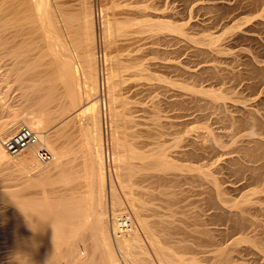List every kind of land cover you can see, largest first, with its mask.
<instances>
[{
  "label": "bare ground",
  "instance_id": "obj_1",
  "mask_svg": "<svg viewBox=\"0 0 264 264\" xmlns=\"http://www.w3.org/2000/svg\"><path fill=\"white\" fill-rule=\"evenodd\" d=\"M175 1L179 0H101V7L95 10L94 0H0V76H5L3 80L16 76L29 107L22 105V109L13 110L11 117L0 123V166L10 171L8 179L17 175L27 186L69 185L73 183V162L79 153L84 162L79 177L76 174L78 179L74 178L89 184L86 195L80 197L68 189L58 190L60 195L56 197L45 195L44 187L39 197L25 196V191L19 189H0V264H156L152 254L158 264H246L252 258L264 264V184L244 190L239 199L228 198L230 192L241 190L238 181L225 185L217 177L222 170H239L240 174L248 173L250 180L263 181L264 120L259 116L263 114L258 107L245 105L248 100L239 98L233 90L201 86L204 76L222 78L223 70L213 61L225 48L216 44L218 37L214 35L197 37L195 27L199 30V21L196 24L189 20L191 17L180 18V12L174 11ZM258 2L259 6L263 0ZM206 4L222 8L233 5L231 0H208L199 7H207ZM252 4L256 7L255 2ZM261 15L263 22L257 21L264 25V14ZM252 28L246 32H253ZM233 33L237 37L244 35L242 30ZM256 36L252 33V40L258 43ZM100 39L107 48L101 61L106 66L105 76H100ZM176 43L181 44L172 48ZM188 47L194 50L192 55H188ZM255 56L241 63L245 72L234 67L227 74L242 78L247 73L258 74L263 78L256 81L262 96L264 58ZM170 73L196 83H183L168 95L170 86L175 85L166 77ZM105 87L107 103L102 97ZM160 93L165 97H159ZM235 99L241 104L228 103ZM171 106L182 112L167 114ZM204 107L222 111L225 121L233 123L231 126L238 131L217 132L211 125L196 134L188 130L178 140L183 142L182 150L176 152L179 157L200 159L211 151L214 157H227L214 158L217 166L211 162L209 167L206 163L186 167L175 162L163 136L171 126L187 125L191 110ZM0 109L12 111L6 98L0 99ZM206 110L203 111L207 113ZM245 124L248 129L251 124L258 129L248 132ZM20 127L34 131L37 142L22 154L11 155L4 141ZM68 130L71 134L78 132V150L73 141L69 147L62 142ZM227 136L235 138L238 146L234 152L238 156L220 149L226 147L222 138ZM111 147L114 152L110 153ZM42 149L51 155L46 162L39 160ZM220 159H225V163H218ZM210 165L216 168L207 170ZM33 170L35 174L30 175ZM184 170H197L199 179L211 185L207 187L206 211H202L207 214L191 215V225L188 217L187 222L176 218L180 211L175 207L173 210L171 199L177 194L165 182L177 186L185 177H180L179 172ZM112 172L125 192V201L117 192ZM55 174L57 177L53 178ZM138 174L142 194L135 191L139 188ZM162 183V201L168 200L162 206H171L160 205L169 212L164 210L165 214L157 212L152 201L153 188ZM217 215H223L222 220L226 218L229 224L216 227ZM190 226L191 231L187 230ZM253 250L261 255L257 257ZM252 253L255 257L251 258Z\"/></svg>",
  "mask_w": 264,
  "mask_h": 264
},
{
  "label": "rangeland",
  "instance_id": "obj_2",
  "mask_svg": "<svg viewBox=\"0 0 264 264\" xmlns=\"http://www.w3.org/2000/svg\"><path fill=\"white\" fill-rule=\"evenodd\" d=\"M186 1L187 0H179V1H175V3H174V11H179L180 12L179 17L180 18H185L186 17L187 19H189L191 17V19H189V20H192V22L196 23V24L199 21L198 23H199V25H201V26L197 25V26H199V30H198L197 27H195V30L198 31L197 37H203L205 35L206 36L214 35V36L218 37V42L216 44L219 45V47H221V48H225V49H223V51L227 52V50H228V53H226V54H224L225 52H222L223 53L222 55L220 53V54H216V56L214 55L215 57L213 56L214 58H216L215 61H213V63L215 62V65L218 66L217 68H220V70H223L221 72L219 71L220 73H223L222 74V78L218 79V78H216V77H214L212 75H210V77L212 76L210 78L209 75H207L208 78L205 79L206 76H204L205 81L203 79V81L201 82V86L203 84V86H205V88L214 89V90H217V91L225 90V91L231 92L233 90L236 96H238L239 98L241 97V99H245L246 101L248 100L247 101L248 104L246 103L245 105H247V106L251 105V107H253V106L258 107L259 109L258 108L257 109L259 110V112L261 111L260 113L264 115V107H263L264 105L261 104V103H264V101L262 100V99H264V95H262L263 98H262L261 95H259L261 89L257 85L260 82V80L263 79V78H261V76H259L260 78L257 77L258 74L257 75H250L249 73H247V75L243 76V78H242V76H239V77L236 76V77H238V79L240 78L238 80L233 75L230 76V75L227 74L228 70L230 71V69L234 68V67H235V70L240 69L238 71L242 72L243 71L242 68H245V67H244V65L242 67L241 63L243 61H245L247 58H250V56L254 57L255 54H253V53H256L257 57L262 55L261 57H258V58H264L263 57L264 56V51H263L264 47H262V46H264V43H263L264 42V27H263L264 25L260 24L261 21L263 22V17H262L261 14L262 13L264 14V0L259 6L256 5V3H259L258 0H256V1L255 0L254 1L253 0H251V1L250 0H231V3H233V5H231V8H230V6L228 8L226 6H223V8H222V6L213 7V6H207V4H206L207 7L200 8L199 7L200 4H203V2L205 3L208 0H188L187 2ZM239 1H240V4H239ZM252 1L255 2V5H256V7H254V8H253L254 4H252L253 3ZM94 3H95V10H99V8L102 5L101 0H94ZM185 3H187V4H185ZM247 3H250V4H248V6H247ZM234 4H236V5L234 6ZM251 5H253V6H251ZM224 8H225V10H224ZM256 8H257V10H256ZM219 11H221L220 12L221 16L219 15L220 14ZM259 19H262V20H259ZM257 20L260 21V22H258ZM256 23L257 24L259 23V25L255 26ZM205 24H206V26H208V28H206V29H204V27H206ZM261 25H263V26H261ZM202 26H204V27L202 28ZM250 26H252L253 28L250 27ZM200 27L202 29H204V30H202ZM233 27L235 28V30H234ZM248 28H252L253 32L247 33L246 30ZM241 30H242V32L244 34L242 36L237 37L238 35L235 36L237 33H233V32H237V31H241ZM252 33H253V35H255V36L257 35L258 36V38H259L258 40L261 42L260 45L258 44L259 41H258V43H255V42H257V40H254V41L252 40V38H253L252 37ZM248 36H251V38L248 37ZM239 38H240V40H239ZM100 42H98L99 46L97 48L98 61H99V66L101 68L100 76L102 74H103V76H105V74L107 72L106 66L104 65V61L102 62L103 64L101 63V61L103 60L102 58H103V55L106 52L107 48H106V46H104L105 44L102 43L101 39H100ZM262 43H263V45H262ZM180 44L181 43H178V44L176 43L172 48H178L180 46ZM191 47L190 48L188 47V50H187V53H189L188 55H190V54L192 55L194 50H195L194 46L192 47L194 50H192ZM261 48H263V49H261ZM217 56H218V58H217ZM196 59H198V58H196ZM191 60H193V58ZM100 64H102V65H100ZM232 70L233 69H231V71ZM243 72H245V70ZM223 75H225V76H223ZM250 76H252L251 77L252 80H249V79H251ZM254 76L256 77V79H255ZM3 77H5V76H0V80H1L0 81V99L1 98H6L8 100V102L11 104V110L12 111H10V110L8 111L7 110L8 112L7 111L2 112V110L0 109V123H2L4 120L8 119L9 116H10L9 114L11 113V115H12L13 110H16V109L19 110L20 108L22 109L23 106H24V108L26 106L25 105V101H24L25 98L22 95L23 91L20 90V87L16 83V80H15L16 76H10V78H9V80L11 79L10 81L8 79L7 80L6 79L3 80ZM166 77H167L168 80L174 81V83H175V85H171L170 86V91L168 92V95L171 93L172 89L179 90L180 89L179 85H181L183 83L188 84L190 86H193L196 83L195 81H193V79H188V78H185L184 76H177L174 73H172V74L170 73ZM245 77H247L246 80H245ZM241 78H242V80H241ZM253 80L255 81V83H254ZM248 81H250V82L252 81L251 84H250V82L248 83ZM256 81H259V82L257 83ZM253 83H254V85L251 86ZM249 84H250V87H249ZM254 87L255 88L257 87L256 88L257 90L254 89ZM105 88L103 89V96L102 97L104 98V100L107 103L108 102V97H107L108 93H107V88H106V90H105ZM157 92H160V89L157 90ZM257 94L259 95V98L257 97ZM158 95H159V97H162V98L165 97L161 93L158 94ZM241 99H239V100L241 101ZM259 99H260V102H259ZM245 100H242V101L244 102ZM258 102L261 104L262 109L260 108L261 106H259L260 104ZM228 103H230V105L233 104V103H235V104L239 103L238 105L241 104L240 102H236V99H235V101L228 100ZM254 103H255V105H254ZM256 103H258L259 105L257 104L258 106H256ZM30 104H31V102H29V105ZM107 105H109V104H107ZM26 108H29V107L26 106ZM205 108L206 107H204L203 110L207 109V108L206 109ZM201 110H202L201 108H199L197 110H195V109L191 110L190 111L191 116L188 117L189 123L187 125L182 126V127L179 126L180 128L179 127H175V126H171V127H169L166 130V133L163 136V140H167V143L165 145L168 147V151L171 154V156L173 155V158L175 159V162H177V163H179L181 165L183 164L186 167H191V165L192 166H198V165H202L204 163H206L207 167H209V164H211V162H213V160L216 161L214 158H218L219 159V158L223 157V156L222 157H214L212 155V153H213L212 151H211V153H209V155H207L208 154V152H207V154H205L206 156L204 155V157L200 158L201 160L197 159L194 156L192 157L190 155H189L190 157L189 156L179 157V155H177L176 152L178 150H182L180 148V146L183 145V142H178V140H179L180 137L184 136L188 130H191L190 131L191 133L196 134L197 132L206 131L205 127L207 125H211V127H213L215 129V131L217 130V132H219V130L221 132H225V131L229 132V131H231V133H234V131H238V130H235V129H237L236 126H234V127L231 126V125H234L233 123L230 124L229 121H228L229 123H227V120L225 121L224 114H223L222 111H220V110H216V111L211 110V111H209V108H208L206 110V112L208 113L207 114V113H205V111H203V110L201 111ZM181 112L182 111L176 106H171V107H169V109H167V114H170V115H176L177 113H181ZM204 113H205V115L203 116ZM235 114L237 115L238 113H235ZM263 115L259 114V116L263 118L262 120H264V116ZM108 122H109V119H108ZM247 125H249V124H247ZM244 126L246 127V124ZM253 126L254 125L251 124L249 126L250 127L249 129L247 128L248 127L247 126L246 130L248 129L247 130L248 132L249 131L252 132V131H255V130L258 129L255 126L252 129L251 127H253ZM246 130H244V133H246ZM259 131H261V129ZM68 132H69V130H68ZM77 133L78 132L74 131L73 134H71L70 132L65 134L64 135V139H61L62 142L64 143V145L69 147L70 146L69 142L73 141L72 144L74 146V149L78 150L79 147L77 149L76 145H78L81 140H80V138H78V134ZM110 134L111 133H109L107 135L108 136L107 138H110L109 140L111 142V138H112L111 136L112 135H110ZM69 135H70V137H69ZM1 137H6V135L1 136ZM228 138H230L231 140L228 139ZM77 139H79L80 141L77 140ZM222 139L226 142V144L224 143L226 147H223V148H220V149L223 152H225V151L226 152H232V154H230V156H232V155L238 156V153L234 152V150H236V148H237L236 146H238L237 143H234L235 138L233 139L232 137H228L227 136V137H223ZM76 141H78V143ZM109 152L110 153L114 152L112 147L109 150ZM211 156H212L213 159L210 158ZM225 157H227V155H225L223 158H225ZM210 159H211V161H210ZM136 161L138 162V160H136ZM224 161H225V159L224 160L222 159V161L220 159V161H218V163L219 162L225 163ZM263 161L260 160L259 162L261 163ZM83 162L84 161L81 158V154L79 156V153H77V155H75V160L73 162V165L75 167L72 165L74 171H72L73 169L71 170L72 172H74L73 175H75V176H72L73 183L69 184V185H63V184H59V183L58 184L53 183V184L45 185V186H43L45 188V191H44L45 193L44 194L46 195L48 193L49 194V195L47 194L48 196H51V197L55 196L56 197L57 195L58 196L60 195L58 190L60 191V190H63V189H68V191H74V193L76 194L77 197H80L82 195H86V193H84V192H86L87 191L86 189L89 188V186H88L89 184L88 185L84 184V182H82L80 179L77 180L78 177H79L78 173L82 170ZM215 164L217 166V163H215ZM215 164L213 162V165H215ZM212 166L210 165V168L207 169V167H205L203 169L214 170L216 168V166L215 167L213 166L214 169L211 168ZM1 167L2 166H0V181H1L0 182V187H1L0 189L1 190H3V188H4V190L7 189V191L9 190V188L13 189L12 191L17 190V189L23 190V192L25 191L23 194L26 193L25 196L28 195V197H31V196L32 197H39L40 196L39 194L44 190V189H42L43 187H41V185L34 186V187H33V185L32 186L31 185L27 186V184L25 185L24 182H23V179L21 181V179H19L20 177L19 176L17 177V175L16 176H12L13 178L11 176H9V179H8V172H10V171L8 169H6L5 166H4V168L3 167L1 168ZM237 167L238 166H236V168ZM234 168H235V166H234ZM76 169H77V171H76ZM229 171L230 170H222L219 174H217V177H219L222 181H225V185L231 184V182L238 181L237 185H238V187L240 186L239 188H241V190L240 189L239 190L241 192L240 191H238V192L232 191L229 194H227L228 198H230V197L231 198L232 197L235 198V196H236V198L239 199L240 195L244 192V190L245 191H250V190H252V189H254V188L258 187V186H262L264 184V179H263L262 182L261 181L259 182V181H255V180H250L249 179L250 176H249L248 173L241 172V174H240V173H238L239 170L238 171L236 170L235 173H234V170L232 172L231 171L229 172ZM34 172H35V170L31 171L29 174L31 175V173H34ZM197 173H198L197 170H194V171H192V170L191 171L190 170H188V171L184 170L183 172L182 171L179 172V176L180 177H183V176H185V177L182 178L183 180L178 181L179 182L178 185L176 183L177 186H175V184L173 182L171 183L170 181L169 182L171 184L169 183L170 184V186H169L168 182L165 181L166 184H167V187L168 188L171 187V189L173 191H175V194H177V195H175L176 197H173L174 200L171 199V203L173 204V206H172L173 210L176 211V209H174V207H175V208H177L180 211L178 213V210H177V213H178L177 215H179V216L176 215L177 216L176 218H180V219L182 218L181 220H183V218H184V222L185 221L187 222V220H186L187 217H188L187 218L188 221L190 222V220L192 219L191 215L193 216V214H195L196 212L197 213L200 212L199 214H201V213L203 214L204 213L203 217L207 214V213L205 214V212H202V211H206L205 208L207 207L206 206L207 202H205V200L208 199V195L207 194H208L209 188H207V187H208L209 182L207 180H204V179L203 180L199 179V177L197 176ZM76 174L78 175V177L76 176ZM28 176H27V178H30V176L29 177ZM140 176L138 174L137 175L138 180L136 179L137 185H139V188H137L138 187L137 186L135 191L137 190L136 192L138 194L141 193L139 190L142 189V188L140 189L141 184H142V182L139 179ZM179 176L177 178L181 179ZM56 177H57V174H55L53 176V178H56ZM74 177H77V179L74 178ZM112 178H113V181H114V185H115V187L117 189V192L121 196L122 200L125 201V196H126L125 192H124V190H123V188H122V186L120 184V181L115 177V174L113 172H112ZM22 182H23V184H22ZM163 184L164 183L158 184L160 187L156 185V187L153 188V192L155 193V195H154L152 201H153V204L156 207V209H158L157 212L159 211L160 214L164 210H165V212H167L166 209H163V208L165 206L164 204L167 203L168 200L166 199L165 203H164L162 201L163 196L160 195V192L164 189L163 188L164 186L162 187ZM209 186H211V185L209 184ZM68 187H71V190ZM166 189L167 188H165V190ZM169 189H167V190H169ZM51 191H52V193H51ZM37 195H39V196H37ZM172 195H173V193H172ZM262 196H264V194H262ZM164 198H168V197H164ZM81 203L83 204V202H81ZM162 203H164L163 206H162ZM171 203H170V205H172ZM231 204H232V202L230 203V205ZM160 205L163 208H160L161 207ZM165 208H171V206L167 207V205H166ZM168 211H170V209H168ZM130 213H131V211H130ZM167 213H169V212H167ZM163 214H165V213L163 212ZM194 216H196V214ZM217 216H219V215H217ZM221 216L222 217H220V216L217 217V219H215L216 217L214 218L216 220V223L219 224V226H216V227H220L221 225H222L221 227H224V226L229 224V223H227L226 218L223 221L222 218L224 219V217H223V215H221ZM193 218H194V221H196L195 220L196 217H193ZM118 219H121V217H119ZM108 220H109L110 229L112 231L113 216L111 215V211L108 213ZM184 222L182 221V223L184 225H186ZM213 222H215V221L213 220ZM178 223L181 224V222H178ZM224 223H226V224L223 225ZM183 224H181V225H183ZM189 224L191 225V222ZM184 225H183V227H184ZM194 225H195V223H193V227H194ZM187 226H189L188 223H187ZM187 226H185V228ZM193 227L190 226V229L187 228V230L191 231V229H193ZM140 233H141V238H143V240L145 241V242L144 241L143 242L145 244H147L146 243L147 239L144 236V233L141 232V231H140ZM187 238H190V236H188ZM190 240H192V238H190L188 240V243L190 242L192 244V242ZM243 244H241V245H243ZM245 246H247V244ZM251 252H255V251L253 250ZM258 253L259 254H257L255 252L256 256L257 255H261L260 252H258ZM150 254H152V252H150ZM255 254H253V255L249 254V255H251V258H252V257H255L254 256ZM249 255H247L248 259H249ZM151 257H153L152 259L154 260V262L156 264H158L157 261L155 260L156 258H154V256H153V254L151 255ZM245 258H246V256H245ZM246 264H259V263L256 260L254 262V260L252 258L251 261L247 262Z\"/></svg>",
  "mask_w": 264,
  "mask_h": 264
},
{
  "label": "built area",
  "instance_id": "obj_3",
  "mask_svg": "<svg viewBox=\"0 0 264 264\" xmlns=\"http://www.w3.org/2000/svg\"><path fill=\"white\" fill-rule=\"evenodd\" d=\"M36 142L37 134L34 131L27 127H20L13 135L5 139L4 146L11 155H19ZM50 156L45 149L39 152V160L42 162L48 161Z\"/></svg>",
  "mask_w": 264,
  "mask_h": 264
}]
</instances>
